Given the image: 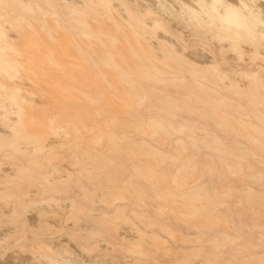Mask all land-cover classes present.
<instances>
[{
	"label": "bare ground",
	"instance_id": "bare-ground-1",
	"mask_svg": "<svg viewBox=\"0 0 264 264\" xmlns=\"http://www.w3.org/2000/svg\"><path fill=\"white\" fill-rule=\"evenodd\" d=\"M0 264H264V0H0Z\"/></svg>",
	"mask_w": 264,
	"mask_h": 264
},
{
	"label": "rangeland",
	"instance_id": "rangeland-1",
	"mask_svg": "<svg viewBox=\"0 0 264 264\" xmlns=\"http://www.w3.org/2000/svg\"><path fill=\"white\" fill-rule=\"evenodd\" d=\"M197 64L201 65V62H199V63L197 62ZM207 65H208V64H207ZM201 66H204V63H203ZM205 66H206V64H205Z\"/></svg>",
	"mask_w": 264,
	"mask_h": 264
}]
</instances>
